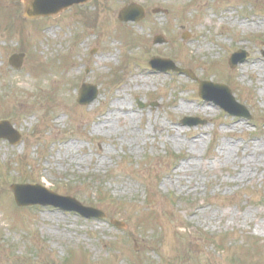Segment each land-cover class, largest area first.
<instances>
[{
    "label": "rangeland",
    "instance_id": "1",
    "mask_svg": "<svg viewBox=\"0 0 264 264\" xmlns=\"http://www.w3.org/2000/svg\"><path fill=\"white\" fill-rule=\"evenodd\" d=\"M22 2L0 4V121L21 135L0 142V264H264L262 153L243 165V151L264 143V78L244 72L264 64V0H93L33 21ZM131 2L145 18L122 24L118 10ZM239 49L247 63L230 70ZM15 54L19 70L8 63ZM153 57L227 85L252 120L202 102L185 76L152 72ZM82 84L99 95L83 107ZM118 98L128 117L98 128ZM183 118L206 123L187 128ZM14 184L105 217L19 208Z\"/></svg>",
    "mask_w": 264,
    "mask_h": 264
},
{
    "label": "water",
    "instance_id": "2",
    "mask_svg": "<svg viewBox=\"0 0 264 264\" xmlns=\"http://www.w3.org/2000/svg\"><path fill=\"white\" fill-rule=\"evenodd\" d=\"M74 0H31L26 2V17L48 16L56 14L61 8L71 6ZM143 18V14L134 6H129L121 10L118 19L122 22H138ZM245 53L233 54L229 60V65L234 68L237 64L244 62ZM23 55L12 56L10 64L16 68L20 67ZM152 69L162 72L173 70L180 75H186L194 79L193 75L185 70L177 69L171 62L152 60L150 62ZM96 88L90 85H83L78 95V103L81 105L90 104L97 96ZM199 96L205 101L219 106L225 112L238 118L250 119V116L243 106H240L233 98L230 90L223 85L212 83H200ZM184 125L195 126L196 120L186 119L182 122ZM5 139L11 145L19 143L20 136L16 133L8 122L0 123V140ZM14 200L17 206H52L62 212H73L85 219H102L105 215L93 208L84 207L75 199L70 197L58 196L40 186L14 185L12 186ZM112 224L121 229L122 223L113 221Z\"/></svg>",
    "mask_w": 264,
    "mask_h": 264
},
{
    "label": "bare ground",
    "instance_id": "3",
    "mask_svg": "<svg viewBox=\"0 0 264 264\" xmlns=\"http://www.w3.org/2000/svg\"><path fill=\"white\" fill-rule=\"evenodd\" d=\"M253 27L260 29V25L259 26L253 25ZM246 65L247 66L244 69L245 70L244 72L249 71L251 69L252 70L254 69V70L258 71V75L260 78H264V64L263 63H260L257 60H253ZM262 95H264V91H263ZM186 104L187 105H184L181 108H190L189 100H186ZM123 117H128V112H127V109L124 106V104L121 103L120 98H118L117 100H115L111 103V105L108 108L107 113L103 117V120L100 121L97 126H98V128L103 129V128L107 127L108 124L113 119H115V118L119 119V118H123ZM235 126H237V125H235ZM237 128H239V127H235L234 129H237ZM175 134H178V131L177 132L175 131ZM197 137H195V138H197ZM193 143H195V142L193 141ZM263 144L264 143L262 141L252 143V144H250V147L246 148L243 151L244 155H245V157H244L245 161L243 162V165L246 166V171L250 170L253 167L252 161L249 159L250 155L252 156V155H256L257 153H262L263 157L261 159L262 160L264 159V155H263L264 154V145ZM228 151L229 150H226L225 152H228ZM246 171L241 173L242 174L241 176H243L246 173Z\"/></svg>",
    "mask_w": 264,
    "mask_h": 264
},
{
    "label": "flooded vegetation",
    "instance_id": "4",
    "mask_svg": "<svg viewBox=\"0 0 264 264\" xmlns=\"http://www.w3.org/2000/svg\"><path fill=\"white\" fill-rule=\"evenodd\" d=\"M91 1H93V0H89L88 2H91ZM5 2V0H0V4H2V3H4ZM15 2H16V0H10V3L11 4H15ZM87 2V3H88ZM23 4H24V0H23V2H22ZM92 3V2H91ZM91 3H89V4H91Z\"/></svg>",
    "mask_w": 264,
    "mask_h": 264
}]
</instances>
